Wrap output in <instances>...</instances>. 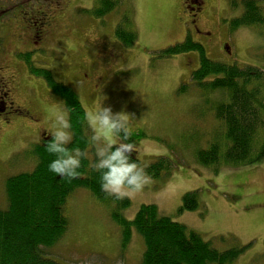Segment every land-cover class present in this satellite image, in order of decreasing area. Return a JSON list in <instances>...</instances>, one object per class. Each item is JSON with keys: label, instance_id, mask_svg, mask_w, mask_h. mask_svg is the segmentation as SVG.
I'll return each mask as SVG.
<instances>
[{"label": "rangeland", "instance_id": "rangeland-1", "mask_svg": "<svg viewBox=\"0 0 264 264\" xmlns=\"http://www.w3.org/2000/svg\"><path fill=\"white\" fill-rule=\"evenodd\" d=\"M231 1L203 0L198 4L192 40L199 42L213 60L264 68V25L233 28L231 20L241 15L243 7L242 0H235V6ZM95 2H71L70 29L64 36L69 47L48 53L42 57L44 62L35 65L48 69L55 81L74 88L85 109L96 152L102 141L96 139L89 113L95 110L101 94L104 106L122 112L129 131L141 133L132 151L140 167L157 156L169 158L173 167L163 176H145L142 190L125 196L129 199L125 207L114 200L105 202L87 188L75 189L65 203L68 228L54 245L45 248V256L62 264H140L145 249L142 236L131 228V238L123 245L122 226L114 214L131 220L143 204H154L160 215L199 233L218 250L244 247L233 264H264V157L240 166L223 163L218 170L197 160L196 151L206 147L222 129L212 104L225 97L218 91L201 92L191 82V72L199 66L198 50L163 52L187 35L190 23L183 0H117V6L101 17V29L113 40L107 47L111 55L104 56L81 35L94 24L87 18L92 17L78 8L92 7ZM260 4L264 5V0ZM123 14L128 15L137 35L129 46L116 39L112 31V24ZM113 54L116 56L112 58ZM35 75L21 77L23 90H19L25 93L33 89L38 101L33 108L42 112L40 121H16L1 132L0 154L5 157L0 172L1 208L6 207V178L32 169L33 144L51 136L58 112L68 116L64 101L47 78ZM181 85L185 86L183 91ZM263 133L261 129L259 135L263 137ZM117 138L121 142L118 133ZM218 138L226 141L223 133ZM188 191L197 192L196 208L183 207Z\"/></svg>", "mask_w": 264, "mask_h": 264}, {"label": "trees", "instance_id": "trees-1", "mask_svg": "<svg viewBox=\"0 0 264 264\" xmlns=\"http://www.w3.org/2000/svg\"><path fill=\"white\" fill-rule=\"evenodd\" d=\"M263 1V0H262ZM235 6L236 1H231ZM117 0H96L91 10L83 12L102 17L117 6ZM242 13L231 20V25H264V5L260 0H242ZM133 24L127 14H123L114 29V35L124 46L133 44L137 38ZM198 50L199 66L191 72V82L201 92H221L224 100L212 104L215 118L221 124V131L215 134L206 147L199 148L195 155L204 165H213L218 170L221 164L237 166L260 161L264 157V68L259 66H239L213 60L206 56L203 46L192 41L189 36L181 42L164 48L166 54ZM44 71V73H43ZM38 70L63 101L68 111L67 119L71 127L70 140L65 145L71 155H77L81 166L74 178L61 177L49 169L55 153L47 151L52 136L41 139L31 147L32 169L9 175L5 180L6 207H0V264H62L46 257L45 248L54 245L66 232L68 218L65 215L67 197L75 189L87 188L101 200L116 201L120 206H128L129 199L117 198L102 189L100 172L95 168L99 158L95 150L94 137L86 120V112L74 88L55 81L49 70ZM181 85L180 91H183ZM117 133L119 143L132 142L134 145L141 133L123 128ZM223 133L226 141L218 134ZM113 144V148L118 147ZM93 153L90 158L89 154ZM63 155V154H59ZM140 167V160L130 153ZM172 161L165 156H157L143 169L145 176L158 177L169 174ZM183 207L193 209L198 206L197 192L188 191L183 196ZM123 231V245L131 238V228L143 238L145 249L140 264H233L242 246L218 250L202 236L186 228L182 223L160 215L154 204H143L133 219L128 220L114 214Z\"/></svg>", "mask_w": 264, "mask_h": 264}, {"label": "flooded vegetation", "instance_id": "flooded-vegetation-1", "mask_svg": "<svg viewBox=\"0 0 264 264\" xmlns=\"http://www.w3.org/2000/svg\"><path fill=\"white\" fill-rule=\"evenodd\" d=\"M71 2L73 0H0V152L4 126L16 121L27 124L40 121L42 112L33 108L34 102H38L37 97L32 88L21 93L19 89H22L23 81L20 83V80L21 77H35L38 70L43 71V67L35 65L44 62L42 57L69 47L64 36L70 29ZM202 2L203 0H183L190 23L186 37L189 36L191 40L192 32L196 29L194 17L200 7L198 4ZM92 8L93 6L78 9L82 11ZM87 15L92 17L87 18L93 22L94 28H87L88 32L85 29L82 37L90 47L99 48L102 56L111 55L112 52L107 47L113 41L112 36H108L101 29V17L89 13ZM118 23L112 24L113 32ZM81 35L77 36L82 39ZM114 56L116 54L112 58ZM105 59L108 60L106 57ZM20 117L25 119H19ZM4 164L5 157L0 154V172Z\"/></svg>", "mask_w": 264, "mask_h": 264}, {"label": "clouds", "instance_id": "clouds-1", "mask_svg": "<svg viewBox=\"0 0 264 264\" xmlns=\"http://www.w3.org/2000/svg\"><path fill=\"white\" fill-rule=\"evenodd\" d=\"M95 110L89 113V119L96 129V139L102 141V147L97 149L95 168L100 172L101 187L117 198H123L142 190L146 183L145 173L131 158L130 153L136 150L132 142L119 143L117 130L123 128L128 137L129 122L122 112H113L111 106H104L105 97L101 95ZM55 127L50 131L52 140L47 145V151L58 154L50 162L49 169L61 177L74 178L81 166L79 149L77 155H71L65 147L69 142L71 124L66 114L60 111L55 116ZM39 139V138H37ZM119 143L113 148V144ZM63 154V155H59Z\"/></svg>", "mask_w": 264, "mask_h": 264}]
</instances>
